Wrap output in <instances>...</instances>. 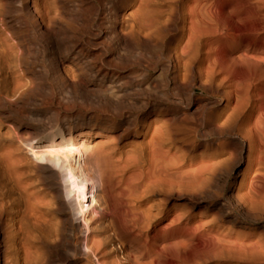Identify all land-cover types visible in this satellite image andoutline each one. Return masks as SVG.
I'll return each mask as SVG.
<instances>
[{
	"label": "bare ground",
	"instance_id": "6f19581e",
	"mask_svg": "<svg viewBox=\"0 0 264 264\" xmlns=\"http://www.w3.org/2000/svg\"><path fill=\"white\" fill-rule=\"evenodd\" d=\"M186 254L264 264V0H0V264Z\"/></svg>",
	"mask_w": 264,
	"mask_h": 264
},
{
	"label": "rangeland",
	"instance_id": "374dc122",
	"mask_svg": "<svg viewBox=\"0 0 264 264\" xmlns=\"http://www.w3.org/2000/svg\"><path fill=\"white\" fill-rule=\"evenodd\" d=\"M58 102H56V103H54V109H55V112L57 111V112H61V111H63V112H65V111H67V109H68V111H71V107L72 106H70V105H67V106H69V108H64V106L65 107H67L65 104L63 105V104H60V105H63V107L61 108L60 107V105L59 104H57ZM73 106H77L76 104H72ZM57 107H59V108H57ZM72 108H74V107H72ZM78 108V106L77 107H75L73 110H72V112L74 111V112H77V111H79V109H77ZM70 109V110H69ZM129 110H127V109H125V112H128ZM113 120H114V122H115V120H116V118L114 119V118H112ZM125 122H126V120H127V118H126V116H125ZM123 124H124V122H122V126L120 125V131H122V129L123 128H125L124 126H123ZM110 125H111V123H110ZM112 125H115V124H112ZM111 125V126H112ZM139 141H140V139H139ZM95 144H97V141H94V143H92L91 144V146H93V145H95ZM215 193L216 194H219V195H223V192L222 191H219V190H215ZM156 195V196H155ZM160 196V197H159ZM151 200V201H150ZM160 200H161V195L160 194H154V195H152V196H150V199H149V204L150 205H156L157 203H159L160 202ZM206 202L208 203V204H211V201L210 200H206ZM180 204H182V203H180ZM180 204H178L177 202L173 205V206H180ZM170 205V204H169ZM169 207H172V204L169 206ZM168 207V208H169ZM202 212H205V210H201V211H195V213L194 214H200V213H202ZM153 214H154V212H153ZM159 219V218H158ZM167 221V222H166ZM157 226V227H156ZM171 224H170V220L169 219H165L164 221H161L160 219L156 222V221H154L153 223H152V225H151V227H150V229L148 230V232H146L145 234H143V239H146V238H151L152 236L154 237V236H158V238H160V236H163V233H165V235H171L172 233H173V230H171ZM136 232V231H135ZM148 236V237H147ZM150 236V237H149ZM135 245L136 246H140V245H138V242H136L135 243ZM182 257V258H181ZM180 258L178 257H167V259H168V262L170 261V263L169 264H197L199 261H200V259H198L199 257H201L199 254H196V255H192V254H186V256L185 255H183V256H181Z\"/></svg>",
	"mask_w": 264,
	"mask_h": 264
}]
</instances>
